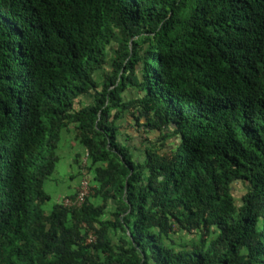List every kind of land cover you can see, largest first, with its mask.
<instances>
[{
  "label": "trees",
  "instance_id": "obj_1",
  "mask_svg": "<svg viewBox=\"0 0 264 264\" xmlns=\"http://www.w3.org/2000/svg\"><path fill=\"white\" fill-rule=\"evenodd\" d=\"M0 264H264V0H0Z\"/></svg>",
  "mask_w": 264,
  "mask_h": 264
},
{
  "label": "rangeland",
  "instance_id": "obj_2",
  "mask_svg": "<svg viewBox=\"0 0 264 264\" xmlns=\"http://www.w3.org/2000/svg\"><path fill=\"white\" fill-rule=\"evenodd\" d=\"M124 126H126V124H124ZM73 137L72 132H62V142L57 152L60 158L59 163L56 166L53 176L49 178L44 185L45 192L50 196V201L43 207L46 213L51 211L53 205L58 203L60 197L64 198L66 195L71 194L72 190H74L81 181V176L77 175L78 167L73 161L76 154H79L82 161H80V165L84 163L86 152L78 142H74ZM85 175H87L91 182L92 175H90L88 171L85 172ZM233 193L236 200H239L242 196L243 188L237 184L233 187Z\"/></svg>",
  "mask_w": 264,
  "mask_h": 264
},
{
  "label": "built area",
  "instance_id": "obj_3",
  "mask_svg": "<svg viewBox=\"0 0 264 264\" xmlns=\"http://www.w3.org/2000/svg\"><path fill=\"white\" fill-rule=\"evenodd\" d=\"M77 194L74 199H67L66 197L61 198L59 203L63 207H80L83 205L85 199L89 196L90 194V182L89 178L85 175L79 184V187L77 188ZM93 238L90 237L89 241H92Z\"/></svg>",
  "mask_w": 264,
  "mask_h": 264
},
{
  "label": "clouds",
  "instance_id": "obj_4",
  "mask_svg": "<svg viewBox=\"0 0 264 264\" xmlns=\"http://www.w3.org/2000/svg\"><path fill=\"white\" fill-rule=\"evenodd\" d=\"M61 198H63V197H60V198L58 199V202L61 200Z\"/></svg>",
  "mask_w": 264,
  "mask_h": 264
}]
</instances>
